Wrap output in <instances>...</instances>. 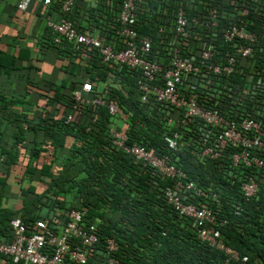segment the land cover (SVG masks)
Wrapping results in <instances>:
<instances>
[{"label": "trees", "instance_id": "1", "mask_svg": "<svg viewBox=\"0 0 264 264\" xmlns=\"http://www.w3.org/2000/svg\"><path fill=\"white\" fill-rule=\"evenodd\" d=\"M61 3L62 0H51L49 11L61 14ZM80 3L87 4L86 0H75L68 16L77 28L76 8ZM179 4L189 20L205 13L207 7L215 8L220 21L217 36L233 22L241 7L248 6V31L257 35L261 47L250 63L241 60L237 71L224 79L223 84L233 90L232 99L225 93L218 110L234 118L249 74L264 78V0H145L139 5L137 30L152 40L156 58L166 53L169 29ZM88 13L90 17L101 14L108 18L112 29L102 31L100 38L105 44L115 42V16L102 6L97 13L94 9ZM162 26L165 32L159 33ZM215 42L219 56L228 46L218 38ZM52 48L58 51L60 60L67 61L62 69L69 77L60 81H37L31 75L32 66L24 67L21 57L0 50V238L8 237L9 222L14 218L28 224L46 219L55 209H82L86 222L95 224L99 235L98 244L88 253V264H104L107 238H113L118 245L114 254L118 264H224L223 254L200 241L191 221L177 215L166 203L163 190L174 182L118 150L110 135V130L115 129L128 135L129 145H141L160 157H169L188 180L215 194L219 202L208 199L207 205L216 214L221 241L247 258L238 264H264V192L260 190L257 200L246 202L240 191L247 175L254 176L260 184L264 169L242 165L233 168L231 148L218 159L199 158L204 142L199 120L192 119L185 127L175 124L168 128L152 99L140 102L136 73L119 72L91 54L86 63L97 74L87 71L86 77L80 79L77 71H69L75 65L73 59H78L72 46L63 43ZM109 77L113 79L105 100L107 104L115 101L128 115L126 121L110 115L106 105L74 108L73 91L89 81L93 85L92 97L103 94L97 86L105 84ZM12 85L21 87L20 91H14ZM255 100H263L259 105L264 113V93L256 95ZM69 114L73 119L65 123ZM172 116L179 115L172 111ZM174 132L181 137L177 149L170 150L164 137ZM15 170L18 174L13 181L17 186L11 193L8 178ZM11 197L20 204L8 206L6 202ZM188 201L206 203L193 197ZM222 221L226 224L221 225Z\"/></svg>", "mask_w": 264, "mask_h": 264}, {"label": "built area", "instance_id": "2", "mask_svg": "<svg viewBox=\"0 0 264 264\" xmlns=\"http://www.w3.org/2000/svg\"><path fill=\"white\" fill-rule=\"evenodd\" d=\"M9 1L19 12L25 13L33 0ZM144 1L108 0L105 3L108 12L115 16L117 28L113 42L117 49L112 44H105L100 37L79 30L69 19L75 0H62V18L58 22L46 18V27L53 44L71 45L80 61L86 62L94 54L103 65L113 66L119 72L136 73L140 102L145 104L152 99L159 107L160 119L168 128L175 124L185 127L192 119L199 120L204 137L199 158L218 159L223 157L227 148H231L233 168L242 165L264 169V113L259 105L263 100H255L256 95L264 93V78L249 74L248 85L241 90L234 118L222 115L218 110L225 93L228 92V98L232 99L233 90L223 84L224 79L237 71L241 60L250 63L261 47L257 35L248 31V6L241 7L233 15V22L217 36L220 21L215 8L207 7L205 13L189 20L183 5L179 4L169 29L166 53L163 58H156L152 40L137 30L138 9ZM43 4L49 7L51 0H43ZM164 32L165 28L160 27L159 33ZM217 38L228 46L219 56ZM102 90L103 94L92 97L93 85L85 81L80 89L73 91L74 108L106 105L110 115L126 121L128 115L115 101L107 104L105 95L109 92L108 87ZM200 100L202 104H199ZM248 104L252 106L248 108ZM172 111L179 116L173 117ZM72 119L71 114L67 115L65 123ZM110 135L118 150L133 157L142 167L158 171L174 182L163 190L166 203L177 215L191 221L200 241L207 242L223 254L224 264L247 261L246 257H240L236 250L221 241L216 214L207 205L210 203L208 199L219 202L215 194L205 192L193 180H188L186 174L169 161V157H160L141 145H129L126 133L111 129ZM180 137L174 132L164 137V141L170 150H176ZM260 190L264 192V176L260 184L252 175L242 179L240 191L246 202L257 200ZM189 197L203 199L206 203L193 204L188 201ZM85 217L86 212L82 209H55L46 219L28 224L19 217L12 219L8 237L0 238V264H88V253L98 244L99 235L95 224L86 222ZM224 224L226 221H222L221 225ZM117 250L118 245L113 238L104 241V264H118L114 257Z\"/></svg>", "mask_w": 264, "mask_h": 264}, {"label": "crops", "instance_id": "3", "mask_svg": "<svg viewBox=\"0 0 264 264\" xmlns=\"http://www.w3.org/2000/svg\"><path fill=\"white\" fill-rule=\"evenodd\" d=\"M107 1L86 0V5L80 3L76 8V18L79 20L78 29L98 37H102L100 35L102 31L112 29L105 15L96 14L94 18L88 13L90 9H94L97 13L101 6L104 9ZM46 18L58 22L62 15L49 11V7L44 6L43 0H33L25 13L16 10L9 0H0V50L21 57L24 67L32 66L34 69L31 75L37 81H60L69 77L66 70L62 69L67 61L60 60L58 51L52 48L54 45L51 44V35L46 29ZM112 45L116 44L112 42ZM73 61L75 65L71 66L69 71L73 73L77 71L80 79L86 77L87 71H90L93 76L97 74V70L91 68L86 62L76 58ZM112 79V77L107 78L105 84L101 83L97 88L101 85L102 89L106 88L111 84ZM101 87L99 90H102ZM20 88L12 85L14 91H20ZM16 173L18 174V171H13L12 176L8 178L11 193L16 191L17 185L13 181ZM6 204L15 206L19 205L20 201L11 197Z\"/></svg>", "mask_w": 264, "mask_h": 264}, {"label": "rangeland", "instance_id": "4", "mask_svg": "<svg viewBox=\"0 0 264 264\" xmlns=\"http://www.w3.org/2000/svg\"><path fill=\"white\" fill-rule=\"evenodd\" d=\"M101 86H102V85H101ZM101 86H100V87H101ZM100 87H99V88H100ZM101 89H102V87H101Z\"/></svg>", "mask_w": 264, "mask_h": 264}]
</instances>
